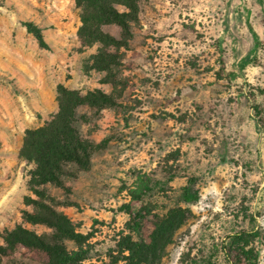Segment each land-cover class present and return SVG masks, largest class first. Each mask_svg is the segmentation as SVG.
Segmentation results:
<instances>
[{
  "label": "rangeland",
  "instance_id": "rangeland-1",
  "mask_svg": "<svg viewBox=\"0 0 264 264\" xmlns=\"http://www.w3.org/2000/svg\"><path fill=\"white\" fill-rule=\"evenodd\" d=\"M123 3L117 8L130 14L127 30L102 25L112 39L87 42L78 36L74 0H0V244L20 226L79 250L83 263L130 264L117 246L128 236L139 243L136 264H230L227 236L246 229L259 231L253 246L264 264V0ZM58 86L96 102L77 108L78 132L89 141L92 110L177 111L164 112L161 133L148 124L128 138L116 132L124 142L111 145V178L92 181L90 164L69 163L60 183H31L34 166L18 151L24 131L57 111ZM155 138L163 149L157 176L134 158ZM105 145L94 151L104 156L98 149ZM87 182L101 183L103 192L81 195ZM186 187L197 200H184ZM53 212L71 220L79 241L29 217ZM47 259L44 249L16 241L3 264Z\"/></svg>",
  "mask_w": 264,
  "mask_h": 264
},
{
  "label": "trees",
  "instance_id": "trees-1",
  "mask_svg": "<svg viewBox=\"0 0 264 264\" xmlns=\"http://www.w3.org/2000/svg\"><path fill=\"white\" fill-rule=\"evenodd\" d=\"M126 0H74L77 7H80L81 26L78 29V36L87 42H92L99 37L112 39L101 30L102 25L117 24L123 31L127 30V17L129 12H119L117 5L124 4ZM132 9V5L128 4ZM27 29L33 33L40 45H44L42 34L36 26L27 23ZM107 44L106 42L104 43ZM110 44V43H109ZM108 44V45H109ZM103 64V63H102ZM100 97L104 101L109 98L104 94ZM87 94H80L77 89H67L63 86L57 88V111L50 116L41 126L28 128L24 131L18 157L33 164L29 172L31 183H44L52 181L60 183L59 175L63 174V165L74 163L79 169H86L90 163V156L95 150V144L78 132L77 108L84 104H96L91 101ZM193 181L188 180L191 184ZM145 189L150 190L145 186ZM183 198L185 201L197 200L196 193L184 189ZM25 200L29 199L25 196ZM32 221L44 220L55 228L56 234L62 238L74 239L76 242L81 238L72 225L71 220L61 213L53 212L52 218H41L37 215H29ZM258 230L247 231L240 229L228 234V249L234 254L230 264H258V253L253 243L259 239ZM5 244H0V264H3V257L6 256V249L14 248V243L19 241L22 244L34 245L44 249L48 259L44 264H95L93 262L83 263L86 259L79 250L66 251L59 245L46 243L33 231L16 226L15 229L6 233L3 237ZM121 251L125 249L130 253L124 259L130 264H136L138 258L135 256V249L139 243L132 241L128 236L117 242ZM226 249V248H224ZM126 260V262H127Z\"/></svg>",
  "mask_w": 264,
  "mask_h": 264
},
{
  "label": "crops",
  "instance_id": "crops-1",
  "mask_svg": "<svg viewBox=\"0 0 264 264\" xmlns=\"http://www.w3.org/2000/svg\"><path fill=\"white\" fill-rule=\"evenodd\" d=\"M163 18V17H162ZM165 111H169L171 113L176 112L177 110H92V117L90 120V139L96 145L103 141L106 145L102 149H98L104 152V156H100L98 152L94 151L90 158L91 165V177H86L87 179H95L100 180L104 176L109 178V173L112 172L113 168H111L109 160L111 145L112 143L124 142V139L118 140L115 138L117 136L116 132H118L121 137H129V130L132 128L140 129L144 128L146 124L155 128L156 131L162 132L163 127V115ZM204 112L211 113L212 110H203ZM214 111H227V110H214ZM233 111L234 114L238 113L239 110H229ZM151 113H154L152 115ZM89 125V124H87ZM118 130H121L120 132ZM131 137V136H130ZM152 149H151V148ZM162 140L161 138H155L154 144H151L149 140L143 141L140 148H138L137 156L134 158H139V161L143 163L144 169L149 167H153L154 175L157 176V171L159 172L161 162H162ZM97 153V156H95ZM106 155V156H105ZM133 161V160H130ZM137 161V160H135ZM74 164V163H73ZM76 165V164H75ZM78 168V166L76 165ZM161 170V169H160ZM96 171L98 173L95 176ZM85 178V179H86ZM111 178V177H110ZM86 181V180H85ZM85 183L80 187L81 195L88 193L89 191H96L102 193L104 188L101 183L94 185ZM99 183V182H98ZM90 188L91 190H88ZM150 191V190H149ZM97 193V192H96ZM82 198V197H81Z\"/></svg>",
  "mask_w": 264,
  "mask_h": 264
}]
</instances>
